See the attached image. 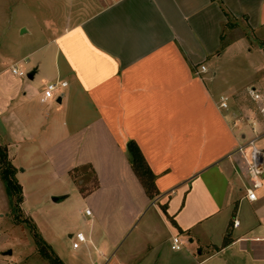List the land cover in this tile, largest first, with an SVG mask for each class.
Wrapping results in <instances>:
<instances>
[{"label":"crops","instance_id":"crops-1","mask_svg":"<svg viewBox=\"0 0 264 264\" xmlns=\"http://www.w3.org/2000/svg\"><path fill=\"white\" fill-rule=\"evenodd\" d=\"M37 1L46 41L25 44L33 32L22 18L0 44V146L23 187L22 214L55 253L65 264H264V177L248 199L236 153L252 122L264 129L250 95L264 96V0ZM227 13L234 33L238 22L248 32L228 36ZM236 44L261 59L241 84L224 76ZM51 81L67 86L47 98ZM130 140L156 176L154 199ZM76 167L98 177L87 195ZM0 218V264H49L27 259L37 244L11 219L1 173ZM77 232L87 241L75 249Z\"/></svg>","mask_w":264,"mask_h":264},{"label":"rangeland","instance_id":"rangeland-1","mask_svg":"<svg viewBox=\"0 0 264 264\" xmlns=\"http://www.w3.org/2000/svg\"><path fill=\"white\" fill-rule=\"evenodd\" d=\"M40 1L35 0V2L31 0H0V44L3 45V42L5 40V37L9 36L11 25L16 24L17 21H19L22 18L28 19L29 23L32 28L33 34H26L23 36V40L25 41V44L34 46L38 44H42L44 41H46L48 35H50L49 30L46 28V26L43 25V14H45V10H41L39 8L38 4ZM29 4V5H27ZM22 5H25V9H21ZM27 5V6H26ZM13 8V10H12ZM48 12V11H47ZM13 14V20L10 19L11 15ZM9 20L11 22L6 23V21ZM231 24L234 23V20H230ZM237 26L239 28L236 31V33L233 32L231 29V25H226V31L228 36H232L234 34H239L242 31L248 32L247 28L245 26V23L242 22L240 25V22H238ZM15 30V27H12ZM231 32V33H228ZM242 44H236L228 54L224 57L225 60H223V65L225 66V70L227 71L224 76H226L228 79L231 78L236 83H244L246 82L251 74V68L253 69L252 63L260 64L261 59L258 57H255L253 53L249 54L247 53L246 49H243ZM237 69L235 72L231 70ZM261 68V67H260ZM232 71V72H231ZM258 77L262 78L264 81V70L257 74ZM258 145L262 148H264V140L259 141ZM75 181L79 185V187L87 186L90 188L93 184V172L90 168H82L81 171L78 174V177L75 178ZM72 192L75 191V185H72ZM73 197L70 199L72 201ZM32 206L36 207L38 210V207L36 205V202H32ZM12 208V206H10ZM11 219L19 224L20 226L27 227L28 231L30 233L31 229L29 228V223L23 221L25 218L24 215L20 217L19 220L16 219V213L11 210ZM24 217V218H23ZM23 218V219H22ZM1 219V218H0ZM7 221V220H6ZM32 258L33 260H39V261H47L44 257H42L39 252L35 253V251L28 252L27 259ZM50 264V263H49Z\"/></svg>","mask_w":264,"mask_h":264},{"label":"trees","instance_id":"trees-1","mask_svg":"<svg viewBox=\"0 0 264 264\" xmlns=\"http://www.w3.org/2000/svg\"><path fill=\"white\" fill-rule=\"evenodd\" d=\"M228 16V25H231L230 16ZM128 149L130 155V161L133 167L134 172L140 179L143 184L147 194L154 199L159 191L156 187L155 179L156 176L153 173L152 169L148 165L143 153L141 152L139 146L134 140L128 142ZM81 171L80 167L72 169L71 174L73 177L77 178L79 172ZM17 169L13 166L12 162L9 159L8 150L5 146H0V173L5 182L8 195L10 197V206L11 210L16 213V219L19 220L22 214L21 204L24 200L23 187L16 178ZM93 172V184L89 188L88 185L84 187H79L83 195H87L93 190H95L98 185V177L96 172L92 169ZM166 211L165 208H163ZM24 218V217H23ZM22 218V219H23ZM23 221L29 223V228L34 236L35 242L37 244L39 254L44 257L50 264H65L64 261L55 253L52 246L46 242V240L40 234L37 225L30 219L24 218Z\"/></svg>","mask_w":264,"mask_h":264},{"label":"built area","instance_id":"built-area-1","mask_svg":"<svg viewBox=\"0 0 264 264\" xmlns=\"http://www.w3.org/2000/svg\"><path fill=\"white\" fill-rule=\"evenodd\" d=\"M206 70V66L202 65L200 71L205 72ZM12 72L19 76H27V72L22 70L18 65L12 67ZM65 86H67L66 81L49 82L45 89V97L54 98L57 94H60L61 88ZM250 95L257 102L260 118L264 121V96L254 88L250 89ZM227 101V97H222L221 105L223 107H228ZM252 131L254 135L245 143L239 145L236 149V153L240 155L246 168L249 180L247 197L250 200H257V191L263 186L264 177V148L258 145L259 141L264 138V129L259 130L258 123L254 121L252 122ZM86 214L92 215L90 208L86 209ZM86 241V235L83 232H77L75 234V239L73 240V247L78 249ZM172 248H181V240L179 237H174Z\"/></svg>","mask_w":264,"mask_h":264},{"label":"water","instance_id":"water-1","mask_svg":"<svg viewBox=\"0 0 264 264\" xmlns=\"http://www.w3.org/2000/svg\"><path fill=\"white\" fill-rule=\"evenodd\" d=\"M23 31H25V29H24ZM28 76L32 78V77H33V74H32V73H29ZM60 100H61V99H60ZM59 198H60V197H55L54 200H59Z\"/></svg>","mask_w":264,"mask_h":264}]
</instances>
